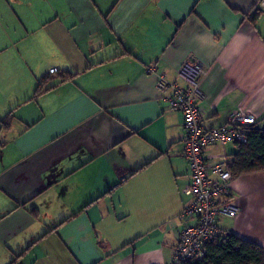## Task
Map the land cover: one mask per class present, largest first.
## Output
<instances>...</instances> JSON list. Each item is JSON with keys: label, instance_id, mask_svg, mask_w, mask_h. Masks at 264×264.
Wrapping results in <instances>:
<instances>
[{"label": "crops", "instance_id": "obj_1", "mask_svg": "<svg viewBox=\"0 0 264 264\" xmlns=\"http://www.w3.org/2000/svg\"><path fill=\"white\" fill-rule=\"evenodd\" d=\"M258 2L0 0V120L12 116L0 127V264L172 263L196 218L182 217V114L157 85L185 86L179 69L196 61L203 125L242 112L264 130ZM232 190L239 212L219 226L264 248V170L235 175Z\"/></svg>", "mask_w": 264, "mask_h": 264}, {"label": "built area", "instance_id": "obj_2", "mask_svg": "<svg viewBox=\"0 0 264 264\" xmlns=\"http://www.w3.org/2000/svg\"><path fill=\"white\" fill-rule=\"evenodd\" d=\"M258 9H264V0H259ZM156 70L148 66L147 73ZM57 72V68L50 70ZM206 68L192 60H186L179 69V76L186 82L185 86L169 83L164 77L158 82L160 91L171 89L165 97L171 109L182 114L185 129V146L183 154L188 161L191 176L190 183L184 189L190 196L182 217H195V224H186L182 228L179 242L171 264H182L206 253V245L218 241L223 230L219 226L222 216L235 217L239 208L234 201L232 181L235 177L229 157L223 156L217 162H210L206 155L209 147L231 144H246L249 140L251 126L256 118L251 114L236 113L227 123L218 127L206 128L203 125L205 112L201 102L205 94L201 90V79Z\"/></svg>", "mask_w": 264, "mask_h": 264}, {"label": "trees", "instance_id": "obj_3", "mask_svg": "<svg viewBox=\"0 0 264 264\" xmlns=\"http://www.w3.org/2000/svg\"><path fill=\"white\" fill-rule=\"evenodd\" d=\"M255 14L256 19L259 12ZM64 77V76H62ZM46 81L43 79L38 89ZM12 123L11 114L0 120L1 129L10 128ZM239 151L231 158V169L234 175L240 172L264 170V130L251 126L248 143L236 144ZM228 157V156H227ZM218 240L206 245V253L201 258L186 261L182 264H264V248L254 242L239 237L234 233H227Z\"/></svg>", "mask_w": 264, "mask_h": 264}, {"label": "rangeland", "instance_id": "obj_4", "mask_svg": "<svg viewBox=\"0 0 264 264\" xmlns=\"http://www.w3.org/2000/svg\"><path fill=\"white\" fill-rule=\"evenodd\" d=\"M0 154H1V152H0Z\"/></svg>", "mask_w": 264, "mask_h": 264}]
</instances>
